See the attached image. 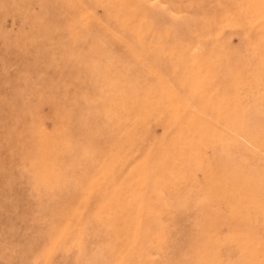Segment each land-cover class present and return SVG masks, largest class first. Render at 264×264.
I'll return each mask as SVG.
<instances>
[{"label": "rangeland", "instance_id": "1", "mask_svg": "<svg viewBox=\"0 0 264 264\" xmlns=\"http://www.w3.org/2000/svg\"><path fill=\"white\" fill-rule=\"evenodd\" d=\"M0 264H264V0H0Z\"/></svg>", "mask_w": 264, "mask_h": 264}]
</instances>
